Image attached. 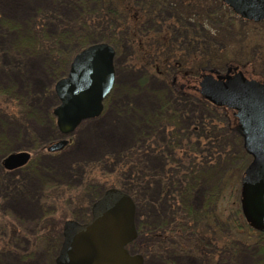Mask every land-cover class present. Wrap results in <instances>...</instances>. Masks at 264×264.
<instances>
[{
	"label": "rangeland",
	"instance_id": "374dc122",
	"mask_svg": "<svg viewBox=\"0 0 264 264\" xmlns=\"http://www.w3.org/2000/svg\"><path fill=\"white\" fill-rule=\"evenodd\" d=\"M184 2L181 13L188 19L190 12ZM95 4H89V12L96 9ZM81 9L75 0H0V156L17 150L30 152V160L21 167L6 170L0 165V264H55L59 248L52 254L51 234L60 231L62 239L65 219L88 221L93 201L106 188L124 185L131 192L126 193L135 195L134 222L139 228L128 249L141 254L144 234L162 223L172 229L179 222L176 217L180 203L174 190L179 188L174 179L184 177L182 171L195 161L194 152L205 151L203 161L211 159L200 140V126L212 113L177 97L162 76L134 67L126 47L119 49L113 59L114 85L100 114L83 120L72 132L60 134L52 113L58 102L53 86L64 75H51L52 61L39 49L41 43L36 48L31 41L53 39L62 22L85 21ZM45 11L53 15L43 14ZM193 17L182 22L189 25ZM225 18L230 22L223 19L219 25L206 20L201 27L202 32L207 28V37L217 35L221 39L215 61L221 65L235 62L248 75L264 80V25L237 16ZM189 26L200 29L198 25ZM181 34L184 40V30ZM176 37L180 38L178 34ZM188 64L181 70L187 71ZM60 138L68 140L61 150L45 149ZM86 145V150L79 151ZM214 175L216 172L208 173L190 195L194 210L202 208L201 195L214 185ZM226 203L219 202L217 208ZM226 215L219 216L221 230L216 235L227 231ZM185 234L166 237L167 252L165 247L143 252V264H264V239L260 250L240 247L239 241L249 240L245 233L236 236L238 241L234 237L236 248L226 252L203 243L201 249L212 255L203 260L187 251L182 241ZM152 243L159 247L162 244L155 238Z\"/></svg>",
	"mask_w": 264,
	"mask_h": 264
},
{
	"label": "trees",
	"instance_id": "16d2710c",
	"mask_svg": "<svg viewBox=\"0 0 264 264\" xmlns=\"http://www.w3.org/2000/svg\"><path fill=\"white\" fill-rule=\"evenodd\" d=\"M94 1L96 9L89 12L88 6ZM182 2L183 0H75L77 6L82 8L81 10L86 16L85 21L80 23L73 22V20L62 22L59 24L57 35L54 34L52 37L53 39L43 38L36 41L35 38V41L31 42L33 46L41 43L39 49L41 48L52 61L49 68L53 77L65 75L73 55L91 42L105 41L112 45L115 49L114 60L119 49L123 48L124 50L126 47L132 54L130 60L134 67L144 68L155 76H162L175 90L177 97L194 102L198 107L208 109L212 113L211 117L204 119L207 120V123L203 120L202 127L200 126L202 129L200 140L204 143L203 147L208 148L211 159L203 161L205 151L194 152L195 161L182 171L184 177L179 176L180 179H174L178 182L176 187L179 188L174 189L179 199L177 202L180 203L179 210L181 208L176 217L179 222L172 229L162 223V225H157L158 229L155 227L154 230L149 231V234H144L145 242L142 243L140 249L145 254L157 251L161 247H165L164 250L167 252L169 245L166 242V237L173 233H186L184 236L182 235V241L186 242L184 244H186L187 251L202 256L203 260L212 256L203 248L201 249L203 243H211L216 246L219 252H226V250L236 248L233 242L240 233H245L244 236L248 235L247 238H249L248 241H239L241 248L252 247L250 250H260L264 232L249 226L241 214L239 205V180L250 161V155L242 147L241 138L234 129L235 117L230 109L213 105L203 99L196 90L199 74L203 70L216 69L220 71L229 64H237L222 62L221 65L219 61H215L221 51L219 45L221 39L217 35V37H207L204 34L207 33V28L205 27V32H202L201 27L206 25V20L220 25L223 19L227 20L225 17L232 20L235 15L221 0H185L184 3L190 12L188 19H192V15L195 16L189 25H198L200 27L198 30L184 24L189 20L181 13ZM51 12L45 11L43 14L53 15ZM165 13L167 15H164ZM204 14L205 18L203 19ZM227 22L230 21L227 20ZM227 22H225V26H230V23ZM38 24L37 26H39ZM148 27L151 29L146 30ZM183 30L186 35L184 40L181 39ZM224 31L226 30L224 29ZM89 33L92 36H89ZM176 34L180 38H177ZM185 63L190 64V67H186L187 71L181 70ZM189 68L196 73L190 72ZM184 90L188 93L183 92ZM1 155L3 156V154ZM211 168H215V170H210ZM213 172H216L213 179L214 185L212 184L213 186L207 187L203 191L201 195L202 208L196 211L190 204V195L201 185V180L208 173ZM121 189L131 193L126 185ZM134 196L132 194L136 210L137 201ZM187 197L189 198L187 199ZM223 200L227 201L226 206L217 208L219 202H223ZM225 212L228 217V229L220 235H216L221 230L218 227L219 216ZM79 221L85 222L86 220L80 219ZM229 222L233 226H229ZM145 228V231L149 230V228ZM136 230L139 232L137 224ZM51 235V241L54 240L51 247L53 254L60 246V231ZM153 238L156 239V242L162 243L160 247L152 243ZM134 240L127 244V248L133 244ZM140 249L138 248V251H141ZM143 252L140 253L145 255Z\"/></svg>",
	"mask_w": 264,
	"mask_h": 264
},
{
	"label": "water",
	"instance_id": "95a60500",
	"mask_svg": "<svg viewBox=\"0 0 264 264\" xmlns=\"http://www.w3.org/2000/svg\"><path fill=\"white\" fill-rule=\"evenodd\" d=\"M240 17L264 20V0H222ZM114 49L107 42H92L71 59L66 75L53 89L58 103L52 109L58 131L65 135L84 119L100 114L103 99L114 83ZM199 94L217 106L233 110L235 130L251 156L240 179V208L252 228L264 232V82L246 77L236 67L224 73L209 70L197 83ZM60 138L46 145L49 152L62 149ZM30 157L26 150L11 151L1 166L11 170ZM88 222L66 219L55 264H143L139 253L126 245L136 237L135 204L118 187H108L91 204Z\"/></svg>",
	"mask_w": 264,
	"mask_h": 264
},
{
	"label": "flooded vegetation",
	"instance_id": "af4514ba",
	"mask_svg": "<svg viewBox=\"0 0 264 264\" xmlns=\"http://www.w3.org/2000/svg\"><path fill=\"white\" fill-rule=\"evenodd\" d=\"M239 19H240V20H242V21H245V22H253V23H259V24H263V25H264V21H259V22H258V21L246 20V19H243V18H240V17H239ZM234 65H237V66H238V68H240V69H241V67H240V65H239V64H233V66H234ZM228 66H231V67H232V65H231V64H229V65H227V66H226V68H227ZM242 71H244V72H245L246 70H242Z\"/></svg>",
	"mask_w": 264,
	"mask_h": 264
},
{
	"label": "bare ground",
	"instance_id": "6f19581e",
	"mask_svg": "<svg viewBox=\"0 0 264 264\" xmlns=\"http://www.w3.org/2000/svg\"><path fill=\"white\" fill-rule=\"evenodd\" d=\"M125 139H126V137L124 138V140H123V141H125V142H126V140H125ZM87 148H88V146H87V145H86V146H84V147H82V148L80 147V148H79V151H81V149H84V150H86ZM62 163H63V162H60V163H59V166H60ZM23 205H24V204H23Z\"/></svg>",
	"mask_w": 264,
	"mask_h": 264
}]
</instances>
